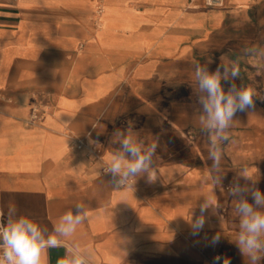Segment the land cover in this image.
I'll list each match as a JSON object with an SVG mask.
<instances>
[{
  "label": "crops",
  "instance_id": "crops-1",
  "mask_svg": "<svg viewBox=\"0 0 264 264\" xmlns=\"http://www.w3.org/2000/svg\"><path fill=\"white\" fill-rule=\"evenodd\" d=\"M197 66L219 70L225 93L254 92L215 145ZM39 95L56 107L33 125ZM125 139L141 154L156 149L147 170L117 186L111 158L134 160ZM252 190L264 194V0H0V213L57 235L47 264H251L236 241L241 197L264 214ZM77 204L83 222L55 233Z\"/></svg>",
  "mask_w": 264,
  "mask_h": 264
},
{
  "label": "clouds",
  "instance_id": "clouds-1",
  "mask_svg": "<svg viewBox=\"0 0 264 264\" xmlns=\"http://www.w3.org/2000/svg\"><path fill=\"white\" fill-rule=\"evenodd\" d=\"M237 69L232 71V76H238ZM196 76L199 82V88L207 92V99H202L203 109L207 113V126L209 129H215L216 135L212 137L213 145L218 139L227 140V135H222L224 130L230 126L233 116L237 111L243 112L254 107V92L250 88L233 91L229 90L225 93L221 87L220 72L209 73L207 69H201L197 66ZM234 88V86H233ZM123 150L130 153L134 160L125 162L123 157L113 156L111 158L110 172L113 175V183L117 186L125 184L129 180H133L139 173L147 170L151 163V157L155 153L156 145L151 146L147 154H141L139 147L133 146L129 139L123 141ZM214 161V167L219 165L220 152L217 149L211 153ZM252 172L244 171L245 177L251 178ZM119 176V179L116 177ZM156 179L155 172L149 176V181ZM247 191L239 185L236 186L234 192L239 194ZM251 196L256 205L264 204V194L259 190H252ZM209 203L205 202L200 206V215L195 219L190 218V227L194 233H198L203 229L205 224L204 213L208 209ZM82 206L76 205V214L68 212L60 219V223L55 227L54 232L62 236H70L75 232L76 226L81 224L84 216L80 214ZM15 209L10 210L11 213ZM239 212L242 214L241 221L242 231L236 241L240 252L249 257L251 264H257L264 254V240H261V234L264 233V214L256 211L253 205L248 203L241 197L239 203ZM219 240V236L213 237V243ZM0 241H2L3 255L0 256V264H47L46 250L60 246V241L55 234H49L46 238L41 229L31 220L20 217L12 221L9 220L6 227H0ZM70 251V250H69ZM219 261L220 257L217 256ZM57 264H84V260L80 256L61 258ZM223 264H230L225 259Z\"/></svg>",
  "mask_w": 264,
  "mask_h": 264
},
{
  "label": "built area",
  "instance_id": "built-area-1",
  "mask_svg": "<svg viewBox=\"0 0 264 264\" xmlns=\"http://www.w3.org/2000/svg\"><path fill=\"white\" fill-rule=\"evenodd\" d=\"M206 5L209 7H220L223 5L224 0H205ZM55 102L52 97L46 95H39L35 99L32 105V111L30 117L28 119L30 124H38L42 121V119L55 111ZM74 145L77 148H83L85 146L84 140L76 139ZM91 152L95 155H101V149L99 148H92ZM8 225L7 220L5 217L0 213V227H6ZM3 246L2 241H0V256L3 255Z\"/></svg>",
  "mask_w": 264,
  "mask_h": 264
}]
</instances>
